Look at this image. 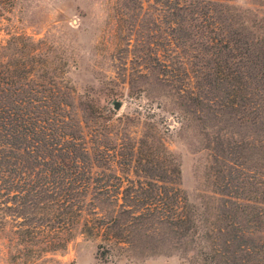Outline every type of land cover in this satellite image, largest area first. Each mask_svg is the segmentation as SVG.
Segmentation results:
<instances>
[{
    "label": "rangeland",
    "instance_id": "374dc122",
    "mask_svg": "<svg viewBox=\"0 0 264 264\" xmlns=\"http://www.w3.org/2000/svg\"><path fill=\"white\" fill-rule=\"evenodd\" d=\"M167 1L18 0L4 12L0 39L7 32L31 36L48 75L68 86L69 109L80 123L96 182L70 231L58 228L63 216L51 214L43 232L22 237L23 217L6 209L0 264H202L197 242L179 243L166 217L140 216L145 206H162L143 201L142 192H159L162 184L180 188L213 220L217 207L237 200L229 189H219L223 181L239 177L260 187L264 126L243 116L239 97L229 94L231 84L216 65L226 73L230 68L240 86L239 51L209 45L210 36H218L210 33L215 18L180 17L176 9L173 15ZM214 1L225 17L239 22L236 28L264 37V0ZM184 31L191 38L182 43ZM149 168L176 183L159 181L146 173ZM111 217L127 222L118 241L84 233L88 218ZM47 241L62 245L53 248Z\"/></svg>",
    "mask_w": 264,
    "mask_h": 264
},
{
    "label": "trees",
    "instance_id": "16d2710c",
    "mask_svg": "<svg viewBox=\"0 0 264 264\" xmlns=\"http://www.w3.org/2000/svg\"><path fill=\"white\" fill-rule=\"evenodd\" d=\"M17 1L0 0V25L4 12ZM215 2L169 0L164 5L173 15L174 9L178 10L180 17L208 14L216 19L210 33L217 32L218 36H210L209 45L239 51L244 68L240 86H236L230 68L226 73L217 62V70L231 84L229 94L239 97L243 116L258 119L264 126V37L236 28L239 22L231 15L225 17ZM7 34L8 38L0 39V227L7 209L23 217L22 237L30 239L43 232L53 219L51 214L54 218L63 216L58 228L70 231L81 216L91 182H96L86 163L88 150L82 142L80 123L69 109L68 86L48 75L49 66L40 61L42 52L35 40L21 33ZM179 38L185 43L191 36L184 31ZM145 171L164 183H176L174 177L157 175L153 168ZM262 176L260 187L239 182V177H230L227 184L223 181L219 189H229L228 195L233 193L237 200L230 201V206L217 207L213 220L190 203L180 188L167 184H162L159 192H142L143 201L156 200L162 206H145L140 216L166 217L179 243L186 238L197 242L202 264H264V172ZM251 193L256 196L252 198ZM126 227L127 222L118 217L88 218L84 233L102 235L111 244L121 239ZM47 244L56 248L62 242Z\"/></svg>",
    "mask_w": 264,
    "mask_h": 264
}]
</instances>
